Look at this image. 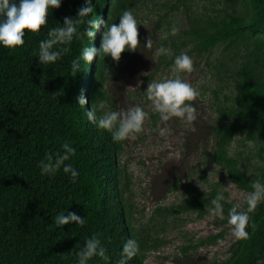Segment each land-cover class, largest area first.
Returning <instances> with one entry per match:
<instances>
[{"label":"trees","instance_id":"16d2710c","mask_svg":"<svg viewBox=\"0 0 264 264\" xmlns=\"http://www.w3.org/2000/svg\"><path fill=\"white\" fill-rule=\"evenodd\" d=\"M84 3L62 0L58 9L49 12L47 26L39 33L25 32L24 45L0 48V264H76V253L93 235L106 248L109 259L93 258L89 264H118L128 239L138 243V252L128 264H144L146 251L159 243L155 240V245L148 246L149 231L136 230L130 178L121 168L128 139L114 142L109 132L98 129L86 115L96 100L105 102L106 111L117 110L108 84L120 73L118 63L110 56L97 55L91 64L82 61L76 77L71 75L72 59L84 47L99 49L104 29L97 31L93 41L86 36L74 38L67 46L69 51L53 65H40L36 56L48 28L62 25L65 17L76 19ZM92 3L94 12L89 18L108 23L118 24L125 10L157 17L152 30L138 31L141 47L149 35L153 40L150 50L156 61L145 75L148 82L158 73H168L175 56L182 52L191 58L196 54L197 60L206 56L215 77L210 93L215 117L200 135L207 144L203 151L206 161L246 194L252 180H264V0ZM145 21L140 19L141 24ZM173 25L178 34L164 39ZM83 28L81 25L79 31ZM160 46L168 48L169 55L157 56ZM129 53L125 51L121 58ZM217 53L220 60L209 62ZM81 94L86 99L84 108L78 103ZM64 142L75 149L67 162L79 172L75 183L62 171L53 176L40 174L39 162L45 154L61 150ZM200 180L207 182L202 174ZM192 183L179 205L158 207L154 213L173 220L179 214L206 215L211 199L222 193L221 186L210 185L203 193ZM180 187L175 180L172 190ZM223 195L224 214H228L234 205ZM67 213L85 219L84 225L57 226L55 217ZM249 215V238L235 239L230 257L218 264H257L264 258V202ZM223 237V233L208 237L199 246L215 245Z\"/></svg>","mask_w":264,"mask_h":264},{"label":"rangeland","instance_id":"374dc122","mask_svg":"<svg viewBox=\"0 0 264 264\" xmlns=\"http://www.w3.org/2000/svg\"><path fill=\"white\" fill-rule=\"evenodd\" d=\"M134 16L141 32L152 30L157 20L155 15L147 16L139 11L134 12ZM140 19L146 21L141 24ZM151 53V50L140 46L130 52L129 57L120 58L116 61L120 73L113 76L108 84L111 95L117 101V111L139 106L148 113L140 134L128 138L121 158V168L127 170L130 178L136 230L149 231L151 240L148 246L155 245V240L159 242L157 247L146 251L144 264H218L230 257L231 246L235 242L227 224V214L220 219L210 215L208 209L202 218L193 213L179 214L177 220H173L160 218L154 213L158 207L179 205L188 195L186 187L191 181V186L203 193L210 190V185L220 184L222 193L227 196V203L239 205V211L245 210L246 193L225 179L218 167L206 161L203 153L207 144L205 136L200 135L215 117L212 109L214 101L210 94L215 84L212 67L207 66L206 56H200L198 60L196 54L192 56V71L179 75L199 93L192 102L197 118L190 124L173 118L161 124L167 132L160 136L157 131L159 116L152 111L144 94L150 83L145 80V75L156 61ZM219 58L220 54L217 53L209 62ZM174 75L170 69L168 73H158L153 81ZM201 174L207 182L200 180ZM175 180H179V190H172ZM221 233L224 234L222 244L199 246L201 241ZM185 248H189L186 253L183 252Z\"/></svg>","mask_w":264,"mask_h":264},{"label":"clouds","instance_id":"9594fccd","mask_svg":"<svg viewBox=\"0 0 264 264\" xmlns=\"http://www.w3.org/2000/svg\"><path fill=\"white\" fill-rule=\"evenodd\" d=\"M62 0H0V48L16 49L24 45L25 32L39 33L47 26V17L52 9H58ZM94 12L92 0H85L84 5L78 9L77 18L65 17L63 24H56L55 27L48 28L47 38L38 43L36 56L40 65H53L59 61L68 51L67 47L74 38L83 39L85 36L91 41L94 40L99 29L103 28L100 48L84 47L80 56L72 59L70 64L71 75L76 77L81 71L82 61L91 64L94 57L103 54V57L110 56L113 61H119L121 54L125 51L134 52L140 47L138 40V23L132 11L125 10L119 16V23H108L97 17L91 19ZM84 25L83 31H79ZM179 29L173 25L168 32L164 33V39L168 36H176ZM145 49H152L153 40L151 36L143 46ZM169 49L160 46L156 49L157 56L169 55ZM193 68V61L186 53L175 56L171 65V71L175 73L173 77L153 81L148 84L144 92L147 100L151 104L152 111L159 116L157 131L160 136H164L167 129L161 124L178 118L190 124L196 120V108L193 101L199 93L188 82L183 80L179 74L190 73ZM80 107L85 106L86 99L81 94L78 97ZM97 112L101 115L97 116ZM89 122L96 124L98 129H102L111 134L114 142L124 141L134 134L140 133L148 113L142 107L135 106L127 110H105V102L97 101L92 105L90 111L86 112ZM61 150L55 153H47L43 160L39 162L40 174L42 176H53L62 171L69 179L75 183L79 176L78 170L67 163L75 154V149L64 142L60 146ZM251 191L246 194V209L239 211V205L232 206L227 214V224L230 226L231 235L236 240H247L250 227V215L260 204L264 202V180L255 179L250 183ZM225 196L217 192L211 199L209 214L224 219V207L222 201ZM74 223L83 226L85 219L75 213L59 214L55 217V224L59 227ZM222 244V241H217ZM138 252V243L135 239H128L122 246L118 264H128ZM93 258H100L107 261L109 259L106 248L101 241L93 235L85 240L83 247L76 253V264H89ZM257 264H264V258L257 260Z\"/></svg>","mask_w":264,"mask_h":264}]
</instances>
